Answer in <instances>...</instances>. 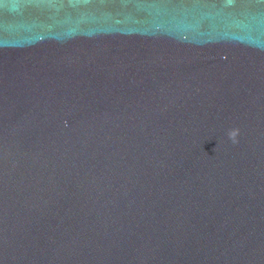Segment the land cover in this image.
Segmentation results:
<instances>
[{"label":"water","instance_id":"obj_1","mask_svg":"<svg viewBox=\"0 0 264 264\" xmlns=\"http://www.w3.org/2000/svg\"><path fill=\"white\" fill-rule=\"evenodd\" d=\"M0 264H264V0H0Z\"/></svg>","mask_w":264,"mask_h":264},{"label":"clouds","instance_id":"obj_2","mask_svg":"<svg viewBox=\"0 0 264 264\" xmlns=\"http://www.w3.org/2000/svg\"><path fill=\"white\" fill-rule=\"evenodd\" d=\"M238 135H239V129H231L228 132V137L233 143L237 142Z\"/></svg>","mask_w":264,"mask_h":264}]
</instances>
